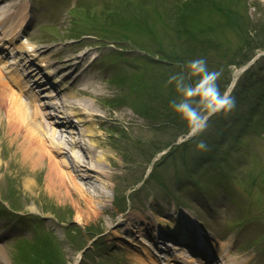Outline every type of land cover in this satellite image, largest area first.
I'll return each instance as SVG.
<instances>
[{
    "label": "rangeland",
    "instance_id": "obj_1",
    "mask_svg": "<svg viewBox=\"0 0 264 264\" xmlns=\"http://www.w3.org/2000/svg\"><path fill=\"white\" fill-rule=\"evenodd\" d=\"M187 1L5 2L4 8L16 3L17 13L24 5L32 14V28L22 43L42 48L47 64L61 73L71 67L73 74L65 80L64 89L70 92L73 79L84 72L102 89L100 99L93 100L100 119V125L95 126L100 130L104 148L112 152L108 162L117 165L116 169L106 168L117 177L105 189L106 211L100 218L71 202L61 204L47 191L46 167L34 170L21 161L16 148L19 139L11 142L1 120L0 264H16V258L17 264H29L31 260L33 264H53L56 258L77 264L87 247L79 264H138L139 258L147 257L144 249L151 253V248L157 250L151 242L157 232L144 226L146 232L131 235L119 221L131 216L138 218L137 224L145 218L148 223L156 225L161 219L165 224L166 215L170 216L169 221L178 220L181 209L171 202V195L163 188L155 194L151 191L159 188L160 181L168 184L173 198L188 202L190 215L198 212L208 227L201 228L207 235L229 243L233 262L264 264V33L258 37L253 32L264 31V1L204 0V4H197L191 13L187 10L184 14L188 37L195 39L193 42L182 38L184 31L175 29L180 25L179 8ZM191 15L196 16L190 19ZM198 31L206 35L195 38ZM204 42L207 48L203 52L187 57L189 52L204 48ZM192 44L193 48L187 50L186 46ZM259 53L263 57L256 59ZM83 55L86 56L81 58ZM201 57L209 68L224 70L222 89L234 78L235 70L242 68L233 91L236 107L227 116L221 114L210 120L203 136L208 146L205 151L209 153L203 157L195 147L197 141L186 149L182 143L176 144L186 126L170 107L169 113L163 112L171 93L175 95L170 86L160 92L164 98L157 106L159 112L151 116L150 109L168 75L176 70L175 66L163 67L157 59L183 63ZM63 128L68 137L76 131ZM170 146L171 152L160 161L157 171L133 191L145 179L153 157ZM70 152L66 150V160L72 159ZM184 163L190 176L182 173ZM178 168L191 186L200 181L202 193L193 187L180 190L181 184L174 178ZM12 210L20 212V216L14 217ZM25 238L39 242L37 253L21 245ZM44 248L48 250L38 254ZM52 251L58 254L51 255ZM165 256L171 258L166 253ZM160 262L167 264L166 260Z\"/></svg>",
    "mask_w": 264,
    "mask_h": 264
},
{
    "label": "bare ground",
    "instance_id": "obj_2",
    "mask_svg": "<svg viewBox=\"0 0 264 264\" xmlns=\"http://www.w3.org/2000/svg\"><path fill=\"white\" fill-rule=\"evenodd\" d=\"M11 7L6 10L4 7H0V27L6 23V29L3 26L2 31L4 32L0 34V46L3 51L11 50L15 37L26 22V20H23L24 12L18 14L11 11L14 9V7ZM21 7H24V5H21ZM3 41L4 44H2ZM29 48L33 51L30 52ZM16 50L32 59H35L36 56L41 57L43 52L42 48H35L28 43L17 45ZM85 56L83 55L81 58ZM81 58H77V60ZM38 61V65H36L38 67L32 69L42 72L43 68L41 66H44L45 60ZM0 65L1 70H8L13 66V64L9 65V63H4L1 60ZM69 71L67 74L72 76L73 73ZM85 74L86 72L79 74L73 79L70 85L73 91L70 90L69 92L66 88L63 89L65 86L60 88L62 91H67L65 101H60L58 107L60 109L59 113L63 110L66 112L65 118H63V113L61 117H58L61 121H57V116L53 114L58 105L57 103L45 106L37 105V108L33 109L22 101L23 93H16L5 87L0 80V125H3L1 124L3 118L11 142L13 139H19L18 142L15 140L16 148L21 154V161L25 165L34 170L46 167L47 191L51 197L57 199L61 204L71 202L76 208L100 218V215L106 211L107 196L105 189L108 188V182L117 177L115 172L107 170L106 165L112 169H116L117 165L114 162H108L112 152L104 148L105 143L101 138L100 130H97L95 126L100 125V119L95 113L94 101L100 99L103 93L102 89L95 84V81L86 78ZM12 80L15 79L12 77ZM32 103L38 104V98L32 100ZM2 110H4L3 116L1 115ZM32 115L37 123H35ZM25 124L27 125L25 126ZM63 127L76 128V131L71 132L68 137L63 133ZM66 150L72 151L70 152L72 154L71 160H66ZM76 150L79 152H74ZM59 157L62 159H59ZM28 188H32L30 183ZM91 190H93V193L90 192ZM137 219V217L126 216L119 221V224H123L121 227H124L127 233L136 236L147 231L144 226H147V228L156 227L154 222L148 223L149 220L146 218L141 219V223L137 224L135 223ZM185 219V221L181 220L173 224H164L160 219L157 225L160 226L161 239L168 238L170 240L171 238L167 236V233L170 232L171 235L177 233L186 236L185 225L192 223L189 216H186ZM190 227H194V225L192 224ZM227 245H219L220 252L225 254L219 257L222 259L223 256L225 257L222 260L225 264H238L230 260L229 254H226L229 251ZM169 249L164 248L163 250H167L166 252L169 253L172 251ZM143 253L147 257L145 259L139 258L138 264H160L147 249H144ZM175 260L174 257L168 259L171 262L168 264H172V262L176 264L174 263ZM175 262L179 263L178 261ZM188 263L194 264V258H191ZM241 264H246V261H241Z\"/></svg>",
    "mask_w": 264,
    "mask_h": 264
},
{
    "label": "clouds",
    "instance_id": "obj_3",
    "mask_svg": "<svg viewBox=\"0 0 264 264\" xmlns=\"http://www.w3.org/2000/svg\"><path fill=\"white\" fill-rule=\"evenodd\" d=\"M176 70L170 73L165 87H171L175 95L169 107L186 126V132L176 140V144L200 137L209 127L212 117L227 116L236 107L233 91L238 78L221 88L223 69H211L203 57L178 63ZM198 150H207L203 139L196 142Z\"/></svg>",
    "mask_w": 264,
    "mask_h": 264
},
{
    "label": "trees",
    "instance_id": "obj_4",
    "mask_svg": "<svg viewBox=\"0 0 264 264\" xmlns=\"http://www.w3.org/2000/svg\"><path fill=\"white\" fill-rule=\"evenodd\" d=\"M193 9H195V6H193V5H191V6H189V7L187 8L188 12L191 11V10H193ZM184 20H185V18L183 19V21H184ZM185 28H186V26H185ZM259 33L262 34V33H264V31H262V30H258V31L255 32V34H256L258 37H259ZM205 35H206V33L202 32V31H199V32H196V36H195V38H197V37H202V36H205ZM194 40H195V39H193V41H194ZM200 52H202V51H200ZM177 63H179V62H177ZM155 98H157V97H155ZM155 103H156L155 105H157L158 100H157ZM144 107H146V106H144ZM167 113H168V111H167ZM240 134H241V133H240ZM188 146H191V147H192L191 143L184 145L185 149H186ZM47 250H48L47 248H44L43 250H40V252H39L38 254H44ZM36 251H37V249H34V253H35ZM50 254H51V253H50ZM59 261H60V260L57 261V264H59ZM29 264H33V263H32V260H31V262H29Z\"/></svg>",
    "mask_w": 264,
    "mask_h": 264
}]
</instances>
